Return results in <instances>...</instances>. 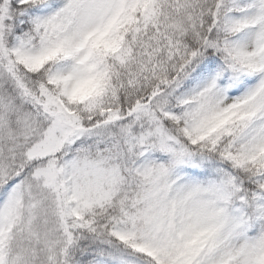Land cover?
I'll return each instance as SVG.
<instances>
[{"label": "snow or ice", "instance_id": "1", "mask_svg": "<svg viewBox=\"0 0 264 264\" xmlns=\"http://www.w3.org/2000/svg\"><path fill=\"white\" fill-rule=\"evenodd\" d=\"M0 264H264V0H0Z\"/></svg>", "mask_w": 264, "mask_h": 264}]
</instances>
